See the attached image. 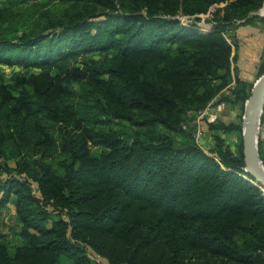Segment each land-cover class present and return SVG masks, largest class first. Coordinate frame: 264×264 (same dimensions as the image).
<instances>
[{"label": "trees", "instance_id": "16d2710c", "mask_svg": "<svg viewBox=\"0 0 264 264\" xmlns=\"http://www.w3.org/2000/svg\"><path fill=\"white\" fill-rule=\"evenodd\" d=\"M64 1L57 18L44 12L41 32L0 36V64L40 70L0 79V221L13 204L21 238L11 249L0 237V264H97L86 246L110 264H264V191L243 152L219 134L212 155L187 137L152 141L139 131L185 133L182 115L232 81L233 101L246 104L253 84L222 32L263 0ZM221 3L216 31L179 18ZM96 52L106 55L80 57Z\"/></svg>", "mask_w": 264, "mask_h": 264}, {"label": "rangeland", "instance_id": "374dc122", "mask_svg": "<svg viewBox=\"0 0 264 264\" xmlns=\"http://www.w3.org/2000/svg\"><path fill=\"white\" fill-rule=\"evenodd\" d=\"M225 3L212 5L206 12L194 15L192 17L180 16L179 18L185 24L196 23L197 30L202 33H210L217 30L220 19L216 17V11L223 9ZM68 6L64 0H0V36L8 39H19L25 33L41 32L48 20L51 18L43 17L44 12H48L52 19L62 14V11ZM262 8V7H261ZM260 9L252 11L249 16L244 19L236 20L231 23L224 24L222 34L232 44L233 55H237L234 60V66L241 78L245 79L249 84L255 83L259 78L260 64L264 62V16L260 14ZM106 53H91L81 58H103ZM40 70L36 68H24L19 65L9 66L0 64V79L4 83H13L15 77L19 74L31 75L38 73ZM234 82L227 88L220 90L214 99H212L206 107L199 111H189L182 115V127L185 133L168 131L162 125H158L154 130L146 132L143 129L142 136L145 139L158 141L161 136L170 135L176 141L194 140L196 144L212 155H216L217 142L215 135L219 134L223 137L225 146L229 147L237 155L243 152V123L245 116V105L233 101L232 88ZM216 87L218 82H215ZM78 90L79 85L72 83L69 86ZM251 93V91H250ZM262 120V118H261ZM115 128L125 129L127 132H133L134 127L126 121L112 120ZM231 122L239 123L240 131L224 133L222 131L210 129V124L219 125L220 123L229 124ZM262 122V121H261ZM182 134V135H181ZM184 135V136H183ZM187 139L185 140V138ZM188 140V141H189ZM102 150L101 147L92 146V152L98 154ZM258 151L260 160L264 164V126L262 123L258 132ZM10 165H14V160H8ZM54 166L63 171L57 162ZM1 177H7L4 174ZM32 192L41 198L38 184L31 181ZM257 184V183H255ZM263 191L264 189L259 186ZM47 209L58 215L59 211L50 203ZM19 222L16 218L14 207L11 204L3 210L0 221V237L9 241L11 249L17 245L20 238L18 237ZM88 257L97 264H110L106 258L99 255L91 247L86 246Z\"/></svg>", "mask_w": 264, "mask_h": 264}, {"label": "water", "instance_id": "95a60500", "mask_svg": "<svg viewBox=\"0 0 264 264\" xmlns=\"http://www.w3.org/2000/svg\"><path fill=\"white\" fill-rule=\"evenodd\" d=\"M260 14L264 16V0ZM243 123V156L245 171L252 177L251 181L260 183L264 189V164L258 151V132L264 111V73L255 81L245 106Z\"/></svg>", "mask_w": 264, "mask_h": 264}, {"label": "crops", "instance_id": "0c3cea01", "mask_svg": "<svg viewBox=\"0 0 264 264\" xmlns=\"http://www.w3.org/2000/svg\"><path fill=\"white\" fill-rule=\"evenodd\" d=\"M242 79H243V78H242ZM234 84H235V82H234ZM11 206L14 207L13 204H11ZM14 212H15V209H14ZM19 227H20V225H19ZM18 237L20 238L19 235H18ZM8 242H9V241H8ZM20 242H21V238H20V240L18 241L17 245L20 244Z\"/></svg>", "mask_w": 264, "mask_h": 264}]
</instances>
